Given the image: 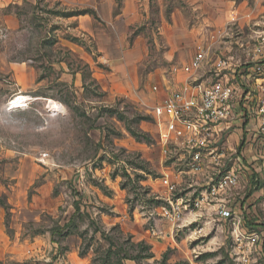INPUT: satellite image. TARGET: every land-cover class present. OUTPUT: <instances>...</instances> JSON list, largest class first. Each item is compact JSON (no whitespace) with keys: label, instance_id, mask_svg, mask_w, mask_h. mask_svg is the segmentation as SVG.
I'll list each match as a JSON object with an SVG mask.
<instances>
[{"label":"rangeland","instance_id":"rangeland-1","mask_svg":"<svg viewBox=\"0 0 264 264\" xmlns=\"http://www.w3.org/2000/svg\"><path fill=\"white\" fill-rule=\"evenodd\" d=\"M263 22L264 0H0V264H264L263 145L229 136L244 263L231 220L161 216L152 115L209 78L198 46L244 60Z\"/></svg>","mask_w":264,"mask_h":264},{"label":"built area","instance_id":"built-area-1","mask_svg":"<svg viewBox=\"0 0 264 264\" xmlns=\"http://www.w3.org/2000/svg\"><path fill=\"white\" fill-rule=\"evenodd\" d=\"M188 68L209 71L210 79L198 76L167 87L152 108L157 136L171 165L161 178V216L173 226L186 214L231 220L239 257L246 263L243 248L254 237L240 230L234 196L244 161L240 155L232 157L228 144L239 127L263 145L256 157L264 159V22L254 30L244 60L225 54L209 58L198 46ZM245 144L251 145L247 138Z\"/></svg>","mask_w":264,"mask_h":264},{"label":"bare ground","instance_id":"bare-ground-1","mask_svg":"<svg viewBox=\"0 0 264 264\" xmlns=\"http://www.w3.org/2000/svg\"><path fill=\"white\" fill-rule=\"evenodd\" d=\"M27 98L28 97L26 95L17 96L14 99L11 100V103H14V104L17 103L15 106H19L18 101L22 102V101L26 100Z\"/></svg>","mask_w":264,"mask_h":264}]
</instances>
